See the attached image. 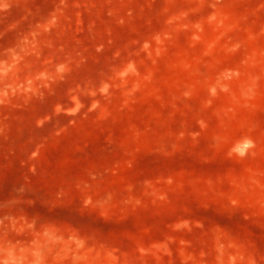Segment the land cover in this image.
I'll return each mask as SVG.
<instances>
[{
  "label": "rangeland",
  "instance_id": "obj_1",
  "mask_svg": "<svg viewBox=\"0 0 264 264\" xmlns=\"http://www.w3.org/2000/svg\"><path fill=\"white\" fill-rule=\"evenodd\" d=\"M0 264H264V0H0Z\"/></svg>",
  "mask_w": 264,
  "mask_h": 264
}]
</instances>
